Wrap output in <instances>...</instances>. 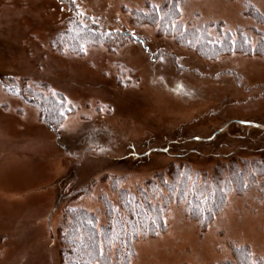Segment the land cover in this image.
<instances>
[{
  "label": "rangeland",
  "instance_id": "obj_1",
  "mask_svg": "<svg viewBox=\"0 0 264 264\" xmlns=\"http://www.w3.org/2000/svg\"><path fill=\"white\" fill-rule=\"evenodd\" d=\"M70 1L73 8L64 0H0V264H59L56 230L65 209L100 217L97 197L114 199L116 180L133 190L173 163L209 172L229 158L264 156L262 57L203 59L131 19L132 10L167 0ZM248 6L264 16V0H181L177 20L240 30L254 46L264 23L245 14ZM72 16L114 39L77 54L52 49ZM22 80L34 93L64 96L71 113L55 132L26 102ZM35 137L45 150L25 147ZM260 181L231 193L205 229L170 206L166 230L138 239L129 264H218L233 246L264 256ZM89 184L88 195L70 200Z\"/></svg>",
  "mask_w": 264,
  "mask_h": 264
},
{
  "label": "trees",
  "instance_id": "obj_2",
  "mask_svg": "<svg viewBox=\"0 0 264 264\" xmlns=\"http://www.w3.org/2000/svg\"><path fill=\"white\" fill-rule=\"evenodd\" d=\"M64 1L73 8L70 0ZM180 1L167 0L158 7L147 3L144 11L132 10L131 19L156 26L159 35L172 37L177 45L203 59L213 60L230 53L264 59V38L260 33L252 46L248 34L240 30L234 34L220 33L218 23L183 27L177 20ZM245 14L264 23V16L252 6L246 7ZM123 34L127 36L126 32ZM114 37L111 32L85 25L77 16H72L51 46L77 54L88 47L106 45ZM24 83L22 80L20 86L22 95H29L26 102L37 109L39 121L55 132L71 113L64 96L49 90L48 95L34 93ZM44 88L48 87L43 85ZM259 179L258 185L264 186V156L229 158L226 162H217L209 172L193 170L187 163H173L133 190L121 189L116 180L111 185L114 199L103 194L97 197L102 206L100 217L83 208L65 209L56 230L59 264H129L138 239H154L166 230L164 218L170 206L181 208L186 219L205 229L224 208L231 193L240 195L255 187ZM91 187L89 184L78 189L70 200L88 195ZM218 264H264V256H253L247 246H233L230 259Z\"/></svg>",
  "mask_w": 264,
  "mask_h": 264
},
{
  "label": "bare ground",
  "instance_id": "obj_3",
  "mask_svg": "<svg viewBox=\"0 0 264 264\" xmlns=\"http://www.w3.org/2000/svg\"><path fill=\"white\" fill-rule=\"evenodd\" d=\"M4 132V128L0 126V133ZM27 144V145H26ZM25 144V147L29 150H37V151H41V150H45V144L43 143L42 140H40L39 138L35 137L33 139L27 140V143ZM46 144H48L46 142Z\"/></svg>",
  "mask_w": 264,
  "mask_h": 264
}]
</instances>
